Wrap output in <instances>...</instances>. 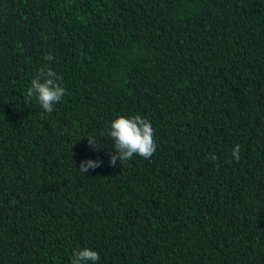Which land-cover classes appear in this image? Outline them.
I'll use <instances>...</instances> for the list:
<instances>
[{"label":"trees","instance_id":"16d2710c","mask_svg":"<svg viewBox=\"0 0 264 264\" xmlns=\"http://www.w3.org/2000/svg\"><path fill=\"white\" fill-rule=\"evenodd\" d=\"M45 64L66 89L52 113L27 97ZM137 114L156 151L110 166L100 134ZM84 247L264 264V0H0V264Z\"/></svg>","mask_w":264,"mask_h":264},{"label":"clouds","instance_id":"9594fccd","mask_svg":"<svg viewBox=\"0 0 264 264\" xmlns=\"http://www.w3.org/2000/svg\"><path fill=\"white\" fill-rule=\"evenodd\" d=\"M45 59L51 61L53 56L48 54ZM61 79L62 77H58L57 73L49 65L41 66L31 79V84L27 88V97L29 99L35 97L45 112L52 113L54 105L59 103L66 94V89L59 82ZM99 137L111 138L114 142L115 153H108L110 166H115L117 161L123 164L133 158V156L149 159L157 148L155 129L148 119L138 114L134 116H118L110 121L106 133L102 132ZM97 138L96 136H88V143L93 150L98 147ZM232 156L236 161L240 160L239 144L232 149ZM206 159L215 161L218 157L212 153ZM101 163V160L87 159L80 162L79 170L85 174L89 169L98 168ZM99 260L98 251L84 247L73 252L71 264H97Z\"/></svg>","mask_w":264,"mask_h":264}]
</instances>
